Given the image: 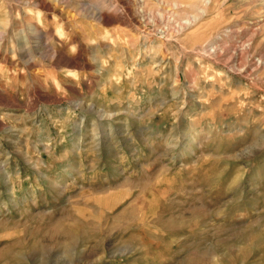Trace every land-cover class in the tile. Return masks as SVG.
<instances>
[{
	"label": "rangeland",
	"instance_id": "374dc122",
	"mask_svg": "<svg viewBox=\"0 0 264 264\" xmlns=\"http://www.w3.org/2000/svg\"><path fill=\"white\" fill-rule=\"evenodd\" d=\"M263 52L264 0H0V264H264Z\"/></svg>",
	"mask_w": 264,
	"mask_h": 264
},
{
	"label": "bare ground",
	"instance_id": "6f19581e",
	"mask_svg": "<svg viewBox=\"0 0 264 264\" xmlns=\"http://www.w3.org/2000/svg\"><path fill=\"white\" fill-rule=\"evenodd\" d=\"M96 3V2H95ZM94 4V3H93ZM160 4V3H159ZM155 5V4H154ZM97 6V5H96ZM130 6V5H129ZM115 7V6H114ZM140 8V7H139ZM135 9V8H134ZM167 10V9H166ZM128 11V10H127ZM140 11V10H139ZM145 11V10H144ZM117 11L115 10V13ZM123 12V11H122ZM137 12V11H135ZM114 13V12H113ZM178 13V12H177ZM105 14V13H104ZM109 14V13H108ZM140 14V13H139ZM112 15V14H111ZM109 16L108 19H111L113 20V22H117L118 20H121V16L119 17H112V16ZM133 15V14H132ZM118 16V15H117ZM105 17V16H104ZM108 17V16H107ZM144 17V16H143ZM171 18V17H170ZM141 19V18H140ZM126 19H123V21H125ZM132 20H136L135 17H131L128 21L130 22L131 24V21ZM142 20V19H141ZM135 22V21H134ZM136 23L137 25L140 23L136 20ZM120 24V23H119ZM135 26V28H137L136 30L139 32V29H138V26ZM140 25V24H139ZM134 26V25H133ZM143 26V25H142ZM150 29V28H149ZM242 29V28H241ZM240 30V29H238ZM148 31V30H147ZM147 31H144V32H147ZM151 31V30H150ZM161 31V30H160ZM166 30H164L165 32ZM135 32V31H134ZM163 32V31H162ZM142 33V32H141ZM236 39L240 38L241 35H239V31H236ZM137 34V33H136ZM145 34V33H144ZM148 34V33H146ZM150 34V33H149ZM152 34V33H151ZM170 34V33H169ZM138 36V35H137ZM164 36V35H163ZM147 37V36H146ZM146 39V38H145ZM235 39V38H234ZM243 41V40H242ZM156 42V41H155ZM165 42V40L163 41ZM161 43V41L159 42ZM195 44L200 48V50L198 49V51H202V53L205 55V56H209V57H212L214 59V61H216L217 63L215 64H218L221 66L224 65V67H227L228 68V72H230L231 70H235L236 67H237V64H239V61H240V49L241 47H245L248 42H245L242 46H239L238 44L236 43H233V44H230V43H212L210 42L209 44V41H207V39H201V38H198L196 39V42ZM163 47V44L161 43L160 45H157L156 48L160 49ZM166 49V48H165ZM244 49V48H243ZM143 50V49H142ZM194 50V49H193ZM159 51V50H158ZM161 51V50H160ZM61 52V51H60ZM157 52V51H156ZM64 53V52H63ZM62 53V54H63ZM140 53V52H139ZM164 53V52H163ZM200 53V52H199ZM264 53V52H263ZM159 54V53H157ZM197 54V53H196ZM198 55V54H197ZM262 55V54H261ZM61 56V54H60ZM64 56V55H63ZM145 56V55H144ZM203 56V55H202ZM164 57V56H163ZM64 58V57H63ZM66 59V58H65ZM263 59V57H262ZM261 59V60H262ZM71 63H74V60L73 59H68ZM73 65V64H72ZM80 65V64H79ZM74 66V65H73ZM72 68V67H71Z\"/></svg>",
	"mask_w": 264,
	"mask_h": 264
}]
</instances>
